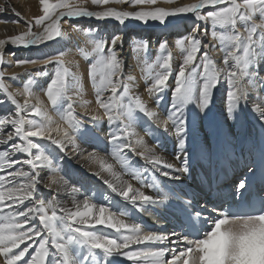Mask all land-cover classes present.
<instances>
[{
  "label": "snow or ice",
  "instance_id": "1",
  "mask_svg": "<svg viewBox=\"0 0 264 264\" xmlns=\"http://www.w3.org/2000/svg\"><path fill=\"white\" fill-rule=\"evenodd\" d=\"M161 2L173 4L176 0H91L92 5L99 7L110 3L128 4L133 8L152 6L150 10L138 11L112 8L90 11L84 7L87 0H39L41 14L25 21L27 31L0 40V66H45L44 70L27 73L30 78L16 91L10 90L5 71L0 69V93L3 94L0 105L12 106L10 112L0 117V264H123L124 260L133 264H264V203L244 213L215 206L193 211L189 198L183 201L182 211L192 232L153 231L129 218L126 210H114L110 203L95 202V193L78 199L81 187L70 184L61 175L57 161L47 151L48 145L40 143L47 141L62 153L67 154L70 149L98 163L100 171L93 174L111 194L130 203L138 213L151 215L154 207L167 206L171 199H179L167 186H161L157 174L180 181L193 173L197 159L188 145L186 110L193 107L198 114H207L213 91L223 77L227 85L225 117L234 126L239 121L241 108L249 107L251 96L241 81H247L257 90L264 88V74L260 71L264 64V0H197L171 9L155 7ZM5 10L0 7V12ZM8 10L21 15L11 7ZM181 15H191L195 21L211 27L201 31L200 24L194 23L189 34L176 40L175 47L183 59L175 69V86L163 118L158 108L174 72L166 41L160 44L161 55L157 59L145 61V77L150 81L146 90L157 97V107L150 108L134 91L135 77L123 70L117 52L118 42L122 47L121 37L114 35L108 41L92 37L94 59L88 66V76L95 89V103L101 111L90 116L88 106L92 102L83 98L80 77L70 67L66 51L42 59L17 60L14 65L5 58L4 48L9 44L29 48L66 40L68 33L61 23L65 18H114L121 25L132 18L145 24L149 20L165 24L168 18ZM213 41L224 52V67L218 66L211 55L210 50L215 48ZM147 46V41L141 40L134 50L143 52ZM84 55L87 57L89 53ZM49 64L54 65V73L45 95L59 120L53 118L33 88L36 77L47 75ZM18 97H24L23 103ZM77 105L85 110L86 119L76 114ZM250 110L264 127V106L253 102ZM105 118L111 150L101 154L93 149L85 156L77 136L84 132L86 124L98 128ZM142 118L148 121L146 134L154 127L175 137L178 147L175 159L179 164L163 160L154 149L147 147L136 131ZM215 134L219 137L222 129L217 127ZM206 147L210 159V139ZM137 148L143 150L137 151ZM129 152L147 167L139 170L132 165ZM260 152L264 162V147ZM18 154H23L24 159L18 158ZM45 171L47 176L42 175ZM252 171L249 166V172ZM102 172L107 173V178ZM146 175L151 182L145 179ZM132 180L141 186L135 187ZM249 187L247 178L240 179L234 185L235 194L243 196ZM40 188L48 191L46 198L38 194ZM61 192L71 197V206L58 198ZM197 225L207 227L197 228Z\"/></svg>",
  "mask_w": 264,
  "mask_h": 264
},
{
  "label": "bare ground",
  "instance_id": "2",
  "mask_svg": "<svg viewBox=\"0 0 264 264\" xmlns=\"http://www.w3.org/2000/svg\"><path fill=\"white\" fill-rule=\"evenodd\" d=\"M195 2H197V0H176V3L168 4L161 2L155 5V7L171 9ZM23 4L24 5H18L13 8L16 12H19L21 14L20 16H16L13 11L6 9H9V7H4L3 5V8H5L6 10L0 12V16H8L10 19L16 18L19 23H6L7 25H0V40H7L12 36L26 32L27 26L25 21H30L31 17H35L41 14L39 9V0H26V2H24ZM84 7H86L90 11H103L107 8L116 9L118 11H138L141 9L150 10L152 6L143 5L133 8L128 4L121 5L110 3L109 5L99 7L92 5L91 0H87V3L84 5ZM205 11H207V9ZM7 12L10 13L7 14ZM28 14L29 16H27ZM64 20H67L64 24H62L63 30L68 33V37L66 40L50 41L29 48L12 46L9 44L4 48L5 58L8 62H12L14 58H20L21 60H31L38 57H44L46 56L45 54L51 46L53 48H58L60 51H69L68 54L71 55L68 61L71 62L70 67H72V70L75 71L80 77L81 84L84 89L83 98L92 102L88 106V116H90L92 114H95V112L97 111H101L97 110L95 108V105H92L95 103V101L91 97V95L88 96V92H90L88 89V84L87 82L84 83V80L86 79V74L84 71H88V69L85 68V65H87L86 62L94 58L91 55L93 48L92 37H102L105 40H110V38L114 35H119L121 37L122 47L120 42H118L117 52L121 64L126 68L124 72L125 74H131L135 77L134 91L136 93L139 94L141 91L145 90V97L143 95L140 96L147 103L148 107L156 108V95H150L146 90V85H144V81H146L145 61H150L149 58L151 54L144 51L137 52L132 49V56H129L130 47H126L123 44V37L128 34L129 31H132L137 36H144L145 39H148L147 45L149 44V41L154 37V40L150 42V45H153L156 41L162 38V42L167 41L169 35H177L174 36V39H172L173 41L171 40L172 42L169 40L170 45L171 43L173 45L168 46V50L172 53V62H175L177 60L176 58H174L173 53L180 51L175 47V42L179 37L187 35L188 32L184 33V31H190V28L193 26L192 21H194V18L191 15L170 17L168 18V22H166L165 24H160L158 21L152 20H149L148 23L145 24L142 21L129 18L123 25L119 24V22L114 18H105L101 20L96 18L81 17L72 20L65 18ZM198 23L200 24V28L206 27L205 24L201 22ZM68 24L70 25L65 28ZM89 29H92L93 31L89 33ZM33 30L40 31V29L36 28H34ZM76 31H78L77 34H79L80 36L69 37L72 34H76ZM88 33L89 35H87ZM169 41L167 42L168 44ZM136 45L137 44L133 43L132 47H135ZM53 48H51L50 51H52ZM87 52L89 53V55L84 58V53ZM54 53L56 52L50 53L48 55ZM211 55L217 61L218 66L224 67V65L222 64V60L224 57L223 50L218 54L211 52ZM128 58L129 63L127 65ZM176 66L177 64L174 65L172 63V67L174 70L172 79L173 83ZM1 67L3 66H0V69H2ZM39 69H41V67H38L36 65L14 67L8 79H5L6 82L11 85L10 90L16 91L26 80L30 78L27 73H34ZM260 71L262 74H264V64L260 66ZM53 73L54 72H51L49 78L36 77L34 80L33 88L36 96L44 101L45 106L47 107L49 113L53 116V118L59 120L56 111L51 107L45 95V89L47 88V85ZM12 76H16L17 79L12 80ZM170 82L171 78L168 81L169 90L163 94L162 101L158 108L159 114L162 118L166 116L167 110L169 109V105L171 102V89L175 86ZM241 83L245 87L249 88L251 96L248 101L249 107L241 108L239 121L234 126H232L231 122L227 121L225 117L227 103V85L224 82L223 77L221 78V83L213 91L214 96L212 97L211 109H209V112L207 114L203 113L200 121H198L200 130L196 129V127H191V125L195 124V122L192 121L190 115L187 116L189 120L188 145L189 149L195 152L197 163L194 165L192 175L190 177L186 176L180 181L168 180L167 178L159 176V174H157L160 177V180L164 179L162 180V182H164L167 186L169 185L167 189H171L173 192H175L179 199H171L167 206L154 207L151 210V215H144L134 211L130 203L123 201L115 194H111L110 190H108L106 186L103 185L101 179L99 181L96 177H89L90 175L86 173L84 167L80 166L81 164L77 161V158H81V156L77 155V153L72 152L69 149L67 151V154H65L60 152V150L55 146H52L53 151H56L58 153L57 157L59 159L57 160V163L58 167L60 168L61 175H63L70 184L81 187L82 192L77 197L78 199L83 198V196L88 195L89 193H95V202L102 204L110 203L114 210H126L128 212L129 218H131L135 222L141 223V225L146 229H150L153 231L165 230L168 232L174 231L184 234L187 233L186 228L188 227V231L192 232L193 230L188 224L187 217L182 211L183 201L189 198L192 199L193 211H199L203 207L207 206V204H213L215 207H218L222 203H224L223 200L225 198H230L231 202H241L243 200V196H237L235 194V189L233 186V184L236 183V179H238L239 177H241L240 179L247 178L249 181L251 177L256 175L258 179L256 190H251L246 198L247 200L257 198L260 201H264V162L261 161L260 152L261 148L264 147V127H261L257 115L250 110L251 104L253 102L261 103L262 106H264V88H260L259 90H257L255 88H251V86L247 84V81H241ZM252 97H255V100H253ZM0 98H3L2 93H0ZM18 99L21 103H23L24 97H18ZM32 102H35V100H33ZM11 109L12 106L8 103L0 105V117L6 115L11 111ZM76 110L83 114L81 118H87L85 116V110L83 108L77 105ZM202 117L205 118L202 119ZM89 127H92L91 123L86 124L85 128L87 129V131L89 130L92 136L99 134L102 138L108 140V125L105 129H102V125H100V127L98 128L92 127L95 130V133H92L90 129H88ZM217 127H220L222 129V134L219 137L215 134ZM146 128H148V121L142 118L137 125L136 131L139 136L143 137L147 147L154 149V151L158 155H160L163 160H166L170 163L179 164V161L175 159V156L178 152L175 137L164 134L161 131L156 130L154 127L147 135H145ZM53 135L56 136V133H53ZM81 136H83V138H81ZM88 138V135L84 133L77 136V142L80 145V149L83 150L84 153L90 150L92 145V141H90L89 143H82L83 140H86ZM95 139L98 140L97 137ZM209 139L211 143L210 159L206 147L207 141ZM40 143L48 144L49 142L40 141ZM128 156L132 157L131 164L135 165L137 169L143 170L145 167H147L139 157H133L131 152L128 153ZM18 158H20L21 160L24 159L23 154H18ZM249 166L252 167V172H249ZM17 167H19V165H17ZM117 169H119L118 165ZM42 175L47 176V171L42 172ZM102 176H105L107 178V173H103ZM125 179H129V177L126 176ZM145 179L148 180V182H151L148 175L145 176ZM213 180L215 182V186H213L214 184H212ZM131 182L135 187L141 186L140 183L135 180H132ZM209 187L212 189L211 192L215 194L214 197L217 196L216 198L213 197V199L209 197V194L205 195L209 190ZM144 190L149 192L150 194H156L151 189ZM38 194L45 198L49 195L48 191L43 188H40ZM105 195L107 196V199L104 198ZM58 198L64 200L65 203L68 204V206H71V197L64 192H61ZM157 220L159 221V223H157ZM200 227H207V225H197V228ZM144 247L147 246L144 245ZM153 247H155V245H153Z\"/></svg>",
  "mask_w": 264,
  "mask_h": 264
},
{
  "label": "rangeland",
  "instance_id": "3",
  "mask_svg": "<svg viewBox=\"0 0 264 264\" xmlns=\"http://www.w3.org/2000/svg\"><path fill=\"white\" fill-rule=\"evenodd\" d=\"M22 2V3H21ZM24 2H26V0L24 1V0H0V7H3V5H4V7H11V8H14L15 6H18V5H24L23 3ZM7 10H8V8H6ZM11 11V10H10ZM8 13H10V12H7V14ZM27 16H29V14L27 15ZM32 18L33 17H31V20H32ZM16 18H12V19H10L8 16L6 17V16H0V21H17V19L15 20ZM65 21H67V20H64V21H62L61 23L62 24H64L65 23ZM69 23H71V22H69ZM194 23H198L197 21H192V25H194ZM0 25H7L6 23H0ZM70 24H68V25H66V27L65 28H67L68 26H69ZM206 27H211L210 26V24L209 25H206ZM192 28H193V26L190 28V31H184V33H186V32H188L187 34H189L190 32H191V30H192ZM204 28H201V31L203 30ZM241 31H243V29H241ZM77 32L78 31H76V34H72V35H70L69 37H73V36H80L79 34H77ZM183 34V33H182ZM181 34V35H182ZM87 35H89V33L87 34ZM180 35V36H181ZM174 36H177V35H169L168 36V40L166 41V42H168L169 40L171 41L172 39H174ZM179 37V36H178ZM205 39V41L207 42V38H204ZM141 40H145V41H147L148 39H145V37L144 36H137L136 34H134L132 31H129L128 32V34H126L124 37H123V44L126 46V47H130V52H129V56H132V49H134L135 47H132V44L133 43H135V44H138ZM154 40V37L149 41V44H148V46H147V49H146V51H144V52H149L151 55H150V61H154L155 59H157L160 55H161V50H160V44L162 43V41H163V38L162 39H160V40H158V41H156L153 45H150V42H152ZM106 41H108V40H106ZM170 41H169V44L167 43V45L168 46H172L173 44L171 43V45H170ZM173 41V40H172ZM171 41V42H172ZM214 45H215V48L214 49H211V52L212 53H220V52H222V49H221V47H220V45H219V43L217 42V41H213L212 42ZM51 48H53L52 46L51 47H49V50L46 52V54L45 55H48V54H50V53H53V52H58V51H60L58 48H53L52 49V51H50V49ZM106 51H107V49H106ZM67 52V51H66ZM67 53H69V51L67 52ZM88 53V52H87ZM70 55L71 54H68L67 55V59H69V57H70ZM176 55V56H175ZM179 55H181V56H179ZM173 56H174V58H176V60L177 61H175V62H172L174 65L175 64H177V66H176V68L178 67V65L181 63V60L183 59V58H181V57H183V54L181 53V51H178V52H175V53H173ZM43 57H38V58H35V59H42ZM84 58H86V56L84 57ZM94 58H92L91 60H93ZM17 60H21L20 58H18V59H13L12 60V62H10V63H12L13 65H14V62L15 61H17ZM91 60H89V61H87L86 62V64L87 65H85V68L86 69H88V66H89V64H90V61ZM198 61H199V57H198ZM92 62V61H91ZM180 62V63H179ZM128 63H129V58H128V60H127V65H128ZM36 66H38V67H41V69H39V70H44V65H42V64H37ZM43 66V67H42ZM123 66V65H122ZM15 66H12V67H5V66H3V67H1L2 68V70H5V75H7V76H5V79H8V77H9V75L12 73V69L14 68ZM123 70H126V68L123 66ZM51 72H54V65H52V64H49L48 66H47V75H45V76H42L43 78H49L50 77V75H51ZM85 72V74H86V79L84 80V83L85 82H87V84H88V89H89V91L90 92H88V96L89 95H91V97L94 99V101H95V89L93 88V86H92V83H91V81H90V79H89V76H87L88 75V71L86 72V70L84 71ZM172 79H173V77L171 78V82L170 83H172V84H174L173 82H172ZM145 82V84L144 85H146V88H147V85L150 83V81H144ZM90 85V86H89ZM144 91L145 90H143V91H141L140 93H139V95H143L144 97H145V94H144ZM138 94V93H137ZM214 96V95H213ZM223 98H225V97H223ZM92 105H95V108L97 109V110H99L98 109V106L96 105V103H94V104H92ZM91 105V106H92ZM77 107V106H76ZM211 107H212V105L210 106V109H211ZM187 116L188 115H190V117H191V119H192V121H194L195 122V124H193V125H191V127H196V129H198V130H200V128H199V126H198V121H200V119H201V116L203 115V113H197L196 112V110L193 108V107H189L187 110ZM76 114L77 115H79V116H82L83 114H81L79 111H77L76 110ZM107 122H106V118H105V122L103 123V124H101L102 125V129H105V128H107ZM197 124V125H196ZM93 127V126H92ZM92 127H89L88 129H90V131L92 132V133H95V130L92 128ZM84 134H86V135H88V139H86V140H83L82 141V143H89L90 141H92V145H91V148H90V150H93V149H96L98 152H100L101 154L102 153H104L105 154V152L106 153H108V151H110L111 150V146L109 145V144H107L108 143V140L107 139H105V138H102L99 134L98 135H95V136H92L91 134H90V132H89V130L87 131V129L85 128L84 129V132H83ZM82 133V134H83ZM81 134V135H82ZM145 135H147V134H145ZM98 138V140L97 139H95V138ZM106 144V145H105ZM199 144V143H198ZM45 145H48V148H47V151L51 154V156L52 157H54L55 158V160L57 161L59 158L57 157L58 156V153L56 152V151H53V148H52V146L51 145H49V143L48 144H45ZM84 145V144H83ZM150 145H151V143H150ZM90 150H88L87 152H85V156L87 155V153L88 152H90ZM141 150H143V149H141V148H137V151H141ZM77 161L81 164L80 166H82V167H84V170L86 171V173L87 174H89L90 176L89 177H96L99 181H100V178L98 177V176H96V175H94L93 173H95V172H97V170H99L100 171V169H99V167H98V163H95V162H90L88 159H86V158H77ZM202 161H205V160H202ZM83 170V169H82ZM101 175H103V172L101 173ZM157 178L159 179V181H160V184H161V186L162 187H164V186H167L164 182H162V180H164V179H162V180H160V177L157 175ZM240 178L241 177H239L238 179H236V183L240 180ZM257 181H258V179H257ZM226 182H229V181H226ZM226 182H224V183H226ZM236 183H234L233 184V186L236 184ZM212 184H214L215 185V182H214V180L212 181ZM169 187V185L167 186V188ZM211 191H212V189L209 187V190L206 192V194L205 195H208V194H210L211 193ZM101 192V191H100ZM102 193V192H101ZM209 197H211V198H213V196H212V193H211V195H209ZM217 197V196H216ZM216 197H214V198H216ZM213 198V199H214ZM225 201V199L223 200V202ZM126 202V201H125ZM223 204V203H222ZM221 204V205H222ZM218 206V207H223V206ZM198 206H200V205H198ZM212 207H214V205L213 204H207V208L209 209V208H212ZM205 215H207V213H205ZM188 226V225H187ZM181 228H182V226H181ZM180 228V229H181ZM186 232L188 233L189 231H188V227L186 228ZM106 231H110V230H106ZM193 234H195V233H193ZM133 247H144V246H133ZM123 264H133V262L132 261H127V260H124L123 261Z\"/></svg>",
  "mask_w": 264,
  "mask_h": 264
}]
</instances>
